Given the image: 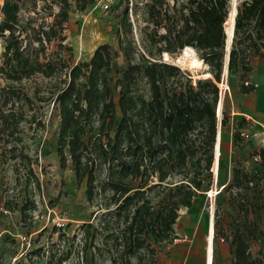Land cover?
Listing matches in <instances>:
<instances>
[{"label": "trees", "instance_id": "16d2710c", "mask_svg": "<svg viewBox=\"0 0 264 264\" xmlns=\"http://www.w3.org/2000/svg\"><path fill=\"white\" fill-rule=\"evenodd\" d=\"M70 2L2 0L0 35L5 41V59L0 64V74L6 73L12 80L36 73L59 78L50 94L59 117L56 153L61 169L70 160L77 188L85 181L86 201L95 207L91 222L82 225L84 249L90 251L92 264L95 256L103 252L108 254L110 264H154V244L176 238L173 225L179 208L190 207L202 190L203 182L198 176L201 172L189 177L187 169L191 158L201 165L197 152L202 143L206 150L201 170H209L213 162L217 85L225 55L224 23L229 0H147V27L140 29L142 50L133 38L128 4L124 8L115 4L112 10L120 8L115 15L117 46L101 43L89 59L73 65L62 58L52 61L45 57L46 45L55 39L61 48L71 49L62 43L66 39ZM94 2L75 0V6L84 11ZM53 6L58 8L54 14ZM45 9L49 10L48 16L53 15L52 22L39 15ZM185 46L192 47L208 65L210 77L193 83L190 74L184 78L178 66L160 60L163 53L177 55ZM263 47L264 0H243L235 14L229 72L241 71L239 76L244 78L250 71L247 57L259 55ZM245 82L239 92H254L256 86ZM16 90L11 83H0V142H15L7 149L9 158L24 161L30 157L23 149L22 138L16 135L25 120L14 98ZM45 99L38 96L39 101ZM227 123L228 116L223 112L221 125ZM246 129H251L247 119L236 123L233 141L238 142ZM202 133L204 136L195 144V138ZM251 155L258 157L259 165L264 167V147ZM97 167L105 174L98 188ZM173 175H180L178 184L154 190ZM152 177H157V182L150 183ZM259 182L257 172L246 170L235 160L231 181L220 190L228 193V201L236 210L235 217L220 230L231 249L230 264H264L263 258L251 252V241L261 233ZM132 184L136 187L130 192ZM250 189L254 191L251 199L247 196ZM163 192L155 207L152 198ZM21 211L25 217V204Z\"/></svg>", "mask_w": 264, "mask_h": 264}, {"label": "rangeland", "instance_id": "374dc122", "mask_svg": "<svg viewBox=\"0 0 264 264\" xmlns=\"http://www.w3.org/2000/svg\"><path fill=\"white\" fill-rule=\"evenodd\" d=\"M242 1L229 0L227 17L233 9H237ZM146 2L147 0H133L131 12L128 9L133 38L139 50H142L140 29L147 27L145 22ZM39 4L43 5L42 2ZM115 4H120V8H124L126 0H115ZM135 4L137 5L136 9ZM1 5L2 0H0ZM120 8L118 11L116 9L104 11L101 7V0H95L88 10L79 11L75 6V0H71L69 19L64 30L66 39L62 42L64 45L70 46L71 49L61 48L58 45L59 40L55 39L46 45L45 57H51L52 61L62 58L67 64L73 65L89 59L92 51L101 43H109L116 47L118 21L115 15L120 11ZM57 9V6H53L52 13L54 14ZM48 12L49 10L45 9L40 11L39 15L44 16L47 22H52L53 15L48 16ZM22 14L27 16L24 12ZM31 14L35 15L34 12ZM150 28L151 26L148 29ZM159 30L163 31V29ZM225 34V55L220 83L226 78L228 87L225 93L223 90H221L223 93L219 90L217 107L220 102L221 107L220 114L216 109V129L218 130V123L221 125L223 112L228 116V123L226 126L221 125L222 144L219 166L217 170L213 169L215 153L213 150V162L210 169L201 170L204 166L206 150L205 142L202 143L203 147L197 152L201 165L196 164V158H191L187 167L189 177L193 176L195 172H201L198 176L203 182L202 190L198 191L190 207L179 208L178 224L175 225L178 229L175 234L176 238L154 244L157 250L154 264H206L209 220L212 221L214 229L213 262L215 264H230L231 249L229 243L223 240L220 230H224L227 223L235 217L236 210L228 201V193L218 191L223 187L226 188L230 183L231 168L235 160L246 170L257 172L260 176L258 188L261 190L262 197L259 198L257 195V202L262 206L258 218L261 233L257 234L258 239L251 241V252L254 257L264 259V167L259 165L258 157L251 155L255 149L264 147V123L261 125L256 122L249 130V137H240L238 142L233 141L236 123L248 118L244 114L245 110L239 99L243 94L239 92L240 85L246 80L245 84H254L264 94V47L259 55L247 57L246 62L250 71L241 79L239 76L241 71L230 73L227 68L232 39L228 43L226 30ZM4 47V37L0 35V64L5 59ZM181 52L177 55L168 54L169 60L165 59V53H163L160 60L178 66L184 78L190 74L193 83L196 79L209 73V67L206 64L199 69H190L179 64L177 57L181 55ZM61 74L63 77V73ZM6 76V73L0 74V83H11L17 89L18 93L14 98L16 104L21 106V110L25 114V120L20 123V130L16 135L22 138L23 149L28 153L30 160L10 159L7 149L15 142H9L7 145H2L0 142V264H3L4 258L18 251L24 252L19 264H92L90 251L84 249L85 234L82 225L85 222H91V214L95 207L90 206L86 201L85 181L77 188L70 160L68 159L67 166L61 169L56 153L59 117L56 104L53 101L54 96L50 94L54 83L58 82L59 78L55 75L45 77L38 73L16 80ZM218 87L220 88V86ZM23 94H27L30 100L27 101ZM38 96H44L46 99L39 101ZM246 113L249 117H253L249 112ZM262 117L264 118V110ZM202 136H204L203 133L195 138V144L200 142L198 138ZM191 137L194 138V135L192 134ZM179 178L180 175L170 176L167 182H163L161 187H156L154 190H161L166 185L178 184ZM104 181V171L97 167L95 171L97 188ZM155 182H157V177H152L150 183ZM130 187V192H132L136 184H132ZM211 191L212 195L209 194ZM164 193L152 198L155 207L158 206ZM253 194V189L247 192L249 199ZM100 199L99 196L97 200ZM24 204L26 205L25 217L21 211ZM49 209H52L54 213L50 212L49 215ZM58 218L66 220L63 227L54 225ZM92 224L95 226L96 220ZM30 232H35L32 235L31 247L22 248L18 235H27ZM174 252L178 254V257L174 256ZM95 264H110L108 254L103 252L101 256L96 255Z\"/></svg>", "mask_w": 264, "mask_h": 264}, {"label": "bare ground", "instance_id": "6f19581e", "mask_svg": "<svg viewBox=\"0 0 264 264\" xmlns=\"http://www.w3.org/2000/svg\"><path fill=\"white\" fill-rule=\"evenodd\" d=\"M235 13H236V9H233L231 14L229 15V17H227L225 24H224V27H225V30H226V33L228 36V39H227L228 43L231 41L232 36H233L234 23H235ZM164 56H165V59L169 60L167 53H165ZM177 61L179 64H182V65H184L190 69H199V68L203 67V65H204L202 60H200L198 58V56L196 55L195 50L190 46H185L182 49L181 55L177 57ZM206 77H210L209 73L202 76V78H206ZM218 86H220L221 88H227L228 85L226 82V78ZM220 107H221V102L219 104L218 114H220L219 113ZM221 127L222 126L220 125V123H218L217 138H216L215 149H214V152H215L214 153V163H213V169L214 170L218 169L219 160H220V156H221V144H222L221 143V140H222V128ZM209 194L212 195V191L209 192ZM213 233H214L213 223L211 220H209L207 243H206V247H207V249H206V264H212V261H213V255H212Z\"/></svg>", "mask_w": 264, "mask_h": 264}, {"label": "built area", "instance_id": "2783aa9c", "mask_svg": "<svg viewBox=\"0 0 264 264\" xmlns=\"http://www.w3.org/2000/svg\"><path fill=\"white\" fill-rule=\"evenodd\" d=\"M114 3H115V0H101V7L104 11H111ZM126 4H128V9L131 12L133 0H126ZM130 15H131V13H130ZM226 89L227 88H221V87L219 88L220 92H221V90H223L224 93H225ZM247 121H248V125L250 126V128H252L253 127L252 122L249 119H247ZM249 135H250V133H249L248 129L241 132V136L244 138L249 137ZM50 212H53V210L52 209L48 210L49 215H50ZM65 223H66V220L64 218H58L54 222V225H56L58 227H63L65 225ZM38 231H40V230H38ZM35 232H30L27 235H18V237L20 238V241H21L22 248L31 247L32 235ZM23 253L21 251H18L12 255L7 256L6 258H4L3 264H19L20 258L23 256Z\"/></svg>", "mask_w": 264, "mask_h": 264}, {"label": "crops", "instance_id": "0c3cea01", "mask_svg": "<svg viewBox=\"0 0 264 264\" xmlns=\"http://www.w3.org/2000/svg\"><path fill=\"white\" fill-rule=\"evenodd\" d=\"M239 99H240L242 108L245 110L244 114L245 116L248 117L247 119H249L253 125H255L256 122L263 125L262 123H264L263 122L264 118L262 117V112L264 110V94L262 93V91L256 88L254 92L241 94ZM246 112H249L253 117L251 116L249 117ZM177 220H176V223L173 225L175 234L177 233V230H178L175 227V225L178 224ZM173 254L175 257H178V254H176L175 252Z\"/></svg>", "mask_w": 264, "mask_h": 264}, {"label": "water", "instance_id": "95a60500", "mask_svg": "<svg viewBox=\"0 0 264 264\" xmlns=\"http://www.w3.org/2000/svg\"><path fill=\"white\" fill-rule=\"evenodd\" d=\"M235 14H236V13H235ZM228 54H229V52H228ZM218 108H219V107H217V113H218ZM218 192H220V190H219Z\"/></svg>", "mask_w": 264, "mask_h": 264}]
</instances>
